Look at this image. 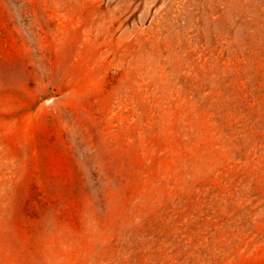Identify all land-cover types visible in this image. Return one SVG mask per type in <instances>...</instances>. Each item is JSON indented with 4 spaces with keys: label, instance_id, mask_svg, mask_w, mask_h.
Wrapping results in <instances>:
<instances>
[{
    "label": "rangeland",
    "instance_id": "obj_1",
    "mask_svg": "<svg viewBox=\"0 0 264 264\" xmlns=\"http://www.w3.org/2000/svg\"><path fill=\"white\" fill-rule=\"evenodd\" d=\"M0 264H264V0H0Z\"/></svg>",
    "mask_w": 264,
    "mask_h": 264
}]
</instances>
